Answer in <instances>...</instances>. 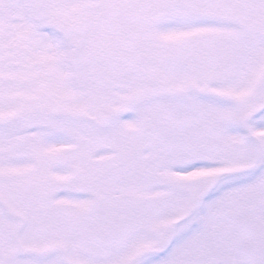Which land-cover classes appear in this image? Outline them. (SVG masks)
Here are the masks:
<instances>
[{
    "label": "snow or ice",
    "instance_id": "snow-or-ice-1",
    "mask_svg": "<svg viewBox=\"0 0 264 264\" xmlns=\"http://www.w3.org/2000/svg\"><path fill=\"white\" fill-rule=\"evenodd\" d=\"M0 264H264V0H0Z\"/></svg>",
    "mask_w": 264,
    "mask_h": 264
}]
</instances>
